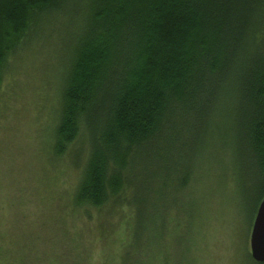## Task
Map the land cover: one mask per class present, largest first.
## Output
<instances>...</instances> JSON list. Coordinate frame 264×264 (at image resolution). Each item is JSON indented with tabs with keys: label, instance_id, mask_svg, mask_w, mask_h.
I'll return each instance as SVG.
<instances>
[{
	"label": "trees",
	"instance_id": "1",
	"mask_svg": "<svg viewBox=\"0 0 264 264\" xmlns=\"http://www.w3.org/2000/svg\"><path fill=\"white\" fill-rule=\"evenodd\" d=\"M51 18L68 53L52 147L80 168L74 203L103 206L142 164L140 219L147 181L184 189L209 140L242 179L251 224L264 198V0H0V76Z\"/></svg>",
	"mask_w": 264,
	"mask_h": 264
},
{
	"label": "rangeland",
	"instance_id": "2",
	"mask_svg": "<svg viewBox=\"0 0 264 264\" xmlns=\"http://www.w3.org/2000/svg\"><path fill=\"white\" fill-rule=\"evenodd\" d=\"M51 19L46 38L9 55L0 76L1 263L252 264L242 179L217 142L198 150L183 190L178 179L147 181L140 219L132 187L142 164L103 206L74 203L80 168L52 147L68 53L56 48L63 24Z\"/></svg>",
	"mask_w": 264,
	"mask_h": 264
},
{
	"label": "water",
	"instance_id": "3",
	"mask_svg": "<svg viewBox=\"0 0 264 264\" xmlns=\"http://www.w3.org/2000/svg\"><path fill=\"white\" fill-rule=\"evenodd\" d=\"M249 253L256 263L264 262V198L260 201L250 230Z\"/></svg>",
	"mask_w": 264,
	"mask_h": 264
}]
</instances>
